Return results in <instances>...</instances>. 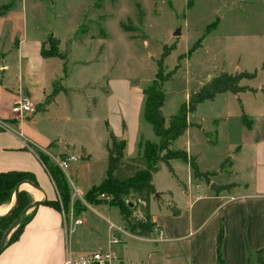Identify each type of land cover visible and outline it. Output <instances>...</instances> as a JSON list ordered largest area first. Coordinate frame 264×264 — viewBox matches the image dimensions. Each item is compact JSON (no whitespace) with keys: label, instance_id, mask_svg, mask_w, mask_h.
Wrapping results in <instances>:
<instances>
[{"label":"crops","instance_id":"0c3cea01","mask_svg":"<svg viewBox=\"0 0 264 264\" xmlns=\"http://www.w3.org/2000/svg\"><path fill=\"white\" fill-rule=\"evenodd\" d=\"M26 15L20 6L0 15V173H30L37 188L22 183L17 190L27 185L35 192L27 191L31 203L53 202L58 195L39 156L54 166L56 156L67 153L75 155L78 160L68 167V172L67 169L62 172L69 197L68 208L71 209L74 189L80 192L82 199L92 186L98 185L105 177L104 145L109 132L125 140V159L137 156L140 140L157 143L158 139L142 114L144 97L141 91L146 86L108 84L107 80L104 90L98 91L93 83L79 88L67 84L63 61L57 57L41 56L43 35L28 23ZM69 55L70 50L67 61ZM256 71L252 80L264 76V69L259 67ZM55 82L67 90V95L58 92L51 104L40 109ZM81 88L85 90L81 91ZM251 88L256 90L254 94L245 92L234 95L241 104L249 127L241 124V138L229 148L234 154L228 158L230 165L226 171L233 179L216 183L215 179L222 172H215L205 183L201 179H193L186 164L172 160L169 164L183 185L181 187L161 165L152 175L151 184L157 193L170 195L161 197L162 204L153 200L149 202V219L153 225L149 236H135L116 245L115 251L122 264H216L217 247L222 264H256L255 253L264 248V84ZM20 94L27 96L33 105L31 114L17 116L11 113L10 107ZM245 94L250 95L248 108L242 102ZM217 97L204 102H214ZM74 99H80L83 106L94 103L93 112L85 118L87 124L94 123L97 119L95 113L102 110V128L97 138L76 140L59 131V121L51 116L50 111L64 106L65 120L71 119ZM204 102L187 116V121L197 128H187L174 141L184 137V148L180 150L195 157L199 171L213 172L199 168L200 153L191 148L193 131L204 133L205 128L198 122H191L190 118ZM238 117L240 119L239 107ZM225 120V117L217 115L211 118V125L218 128ZM168 121L164 119L165 126ZM97 159L101 168L99 174L95 175L93 169ZM231 183L236 186L229 192L214 194L211 190L213 185ZM168 205H174L179 214L173 216ZM85 206L80 213L89 210L97 216L96 209L104 207ZM8 208L0 205V210L3 209L0 216L7 213ZM24 213L30 217L18 237L0 251V264H61L67 254L78 255L89 249L77 230L83 222L74 225L69 220L71 222L67 229L63 215L66 217L69 212L65 214L49 205L38 204ZM105 221L108 222L107 219ZM83 231L87 232V229ZM73 234L74 237L70 238ZM122 234L130 235L125 231Z\"/></svg>","mask_w":264,"mask_h":264},{"label":"rangeland","instance_id":"374dc122","mask_svg":"<svg viewBox=\"0 0 264 264\" xmlns=\"http://www.w3.org/2000/svg\"><path fill=\"white\" fill-rule=\"evenodd\" d=\"M187 1L0 0V15L20 6L27 14L28 23L42 33L44 51L48 49V37L59 41L60 53L67 56L70 50L68 61L65 65L62 63V68L68 77L66 83L77 88L93 83L96 90L103 91L107 80L108 84L124 83L144 88L153 79L155 60H158L162 48L173 45L174 49L162 65L164 72L179 65L162 85L165 101L162 114L167 122L185 103L188 94L219 72H250L258 70L264 61V0H190V7ZM214 22L215 26L206 33V27ZM193 46L194 49L187 54ZM180 56L181 59L177 60ZM241 84L257 87L264 84V76L242 81ZM84 90L81 88V91ZM249 99L248 94L242 97L246 108ZM93 104L89 102L83 106L80 99H74L71 119L67 120L64 106L52 108L50 113L59 121V131L66 136L76 140L97 138L102 128V110L95 113L97 119L94 123H85V118L93 112ZM217 115L226 118V122L218 128L211 125V118ZM190 121L198 122L205 128L204 133L193 131L191 138L192 150L200 153L199 168L222 172L215 179L216 183L232 180L233 177L226 171L228 165L220 170V164L234 154L229 149L230 145L239 142L240 132L243 131L236 96L225 93L218 95L214 102H204ZM144 125L149 127L145 122ZM184 142L182 137L174 141L169 149L180 150L184 148ZM100 168L101 163L97 159L93 173L98 175ZM20 191L26 193L22 197L25 203L31 201L29 190L22 186ZM13 201L14 196L11 195L4 205L10 209ZM77 201L79 210L71 221L78 219L83 222L77 230L89 248L87 252L105 248L109 234L116 237V245L135 238L122 234V221L116 208L107 203L96 209L99 216L89 210L80 213L86 203L83 198ZM128 201L132 202V199L128 198ZM69 209L62 207L61 211L67 214ZM106 219L113 226L110 230ZM71 221L66 215L67 229ZM0 227L3 229L4 224ZM85 228L87 232L83 231ZM15 229L16 226L9 236ZM116 245L112 246L114 250Z\"/></svg>","mask_w":264,"mask_h":264},{"label":"trees","instance_id":"16d2710c","mask_svg":"<svg viewBox=\"0 0 264 264\" xmlns=\"http://www.w3.org/2000/svg\"><path fill=\"white\" fill-rule=\"evenodd\" d=\"M187 6L190 7V0L187 1ZM6 12V11H5ZM4 13V12H3ZM215 26V22L208 25L205 29L206 33ZM48 49L41 50L42 57H57L66 64V55L58 51L59 41L51 37L46 38ZM196 46V44H195ZM191 47L190 53L194 47ZM173 45L163 47L158 60H155L156 72L150 83L141 91L144 101L142 107V114L144 120L150 125L153 135L158 139L157 143L142 141L138 143L139 152L137 156L125 159L123 151L125 148V140L115 137L110 132L108 133V141L104 145L106 153V171L105 177L102 181L92 186L84 195L83 201L87 205H104L107 204L116 208L118 215L122 221L123 231L130 235L137 237L149 236L152 224L149 219L148 205L151 200L157 204H162L161 197L163 195H170L169 193H157L151 184V177L156 173L160 166L163 165L167 169L170 176L175 179L176 183L183 187V185L175 177L169 162L172 160L180 161L186 164L191 170L193 179H201L205 183L209 182V178L215 175V172H201L198 170L195 157L189 156L183 150L169 149L171 142L180 137L187 128L196 127L187 121L188 114L192 113L196 106L204 101H211L215 96L229 93L231 95H238L240 93L249 92L254 94L255 89L247 85L241 84L242 81H250L256 76V69L248 71H240L234 73L219 72L216 76L208 79L197 90L187 95L185 103H183L175 114L169 117L168 125H164V117L162 114V107L164 104V93L162 85L168 81L179 67L176 64L170 71L164 72L163 60L173 50ZM181 56L177 58L180 60ZM260 69H264V62L260 65ZM64 71V69H63ZM58 92H63L67 95V90L63 89L58 82L53 83L52 90L47 95L40 105V109H44L53 102L54 97ZM240 110L241 124L248 128L249 122L244 115L241 104L236 99ZM39 159L49 175L58 199L49 202H41L53 207L57 211H61L62 207L68 209L69 197L65 186L64 178L61 172L55 166L49 165L44 157L39 156ZM225 165H230L229 160H224L220 164V170ZM30 182L37 186L32 175L28 172L8 171L0 173V205L8 202L13 195L14 190L18 184L23 182ZM235 184L213 185L211 190L214 194L221 192H229L234 188ZM24 191L17 192V198L14 208L3 217H0V239L3 232L16 220L19 219L16 229L4 242V246L13 242L19 235L22 227L28 221L30 215L22 216L26 207L31 204V201L25 203L22 197L26 196ZM99 195L109 196V201L98 199ZM132 199V202L128 201ZM78 201L72 203V208L75 214L78 213ZM169 212L173 216L179 214V210L174 205L167 206ZM137 214L138 216H132ZM2 229V230H1ZM255 263L264 264V248L255 253ZM216 264H222L220 259L218 247L216 248Z\"/></svg>","mask_w":264,"mask_h":264},{"label":"built area","instance_id":"2783aa9c","mask_svg":"<svg viewBox=\"0 0 264 264\" xmlns=\"http://www.w3.org/2000/svg\"><path fill=\"white\" fill-rule=\"evenodd\" d=\"M10 111L13 115L21 116L31 114L34 111L33 105L31 104L29 98L25 95L20 94L17 96L15 101L10 107ZM78 158L73 154H61L56 156L54 159V166L60 171H65L69 164L74 163ZM72 198L74 201L80 200L81 195L77 189H74L72 192ZM99 199L104 201H109V196L99 195ZM73 201V202H74ZM74 215V211L71 205L69 211V220ZM66 220L65 215H63ZM74 225H80L81 221L78 219L72 220ZM108 223V229H112L113 226ZM119 231V229H118ZM160 234V231L158 232ZM117 244V239L113 234H109L107 239V246L103 249L81 253L78 255H66L61 264H122L121 258L117 255L116 251L112 248L113 245Z\"/></svg>","mask_w":264,"mask_h":264},{"label":"water","instance_id":"95a60500","mask_svg":"<svg viewBox=\"0 0 264 264\" xmlns=\"http://www.w3.org/2000/svg\"><path fill=\"white\" fill-rule=\"evenodd\" d=\"M176 34V33H175ZM23 183H25V184H27V185H29L30 187H32V188H37L35 185H33V184H31L30 182H28V181H26V182H23ZM22 184V183H21ZM19 185L20 184H18L17 186H16V188H15V190H14V193H13V196H14V201H13V204H12V206L10 207V209L7 211V213L8 212H10L13 208H14V206H15V202H16V198H17V192H18V187H19ZM39 203H36V202H32L31 204H29L27 207H26V209L25 210H27V209H29V208H32V207H35V206H37ZM25 210H24V212H25ZM24 212L22 213V215L24 214ZM7 213H5L4 215H6ZM3 215V216H4ZM3 216H0V217H3ZM18 220L19 219H16L4 232H3V234H2V236H1V239H0V251L2 250V248H3V245H4V242H5V240H6V237H7V235H8V233L11 231V229H13L14 227H15V225L17 224V222H18Z\"/></svg>","mask_w":264,"mask_h":264},{"label":"bare ground","instance_id":"6f19581e","mask_svg":"<svg viewBox=\"0 0 264 264\" xmlns=\"http://www.w3.org/2000/svg\"><path fill=\"white\" fill-rule=\"evenodd\" d=\"M24 187H25V188L27 187L26 189L29 190L30 193H31V192H32V193H35V192H33V191L30 190L31 188H30L29 186L25 185ZM32 190H33V189H32ZM11 206H12V205H11Z\"/></svg>","mask_w":264,"mask_h":264}]
</instances>
